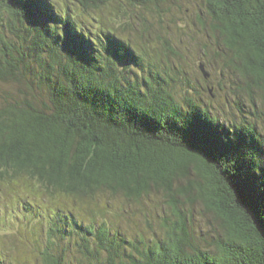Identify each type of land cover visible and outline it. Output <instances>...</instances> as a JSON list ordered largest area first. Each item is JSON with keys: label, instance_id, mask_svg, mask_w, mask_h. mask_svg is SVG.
<instances>
[{"label": "trees", "instance_id": "obj_1", "mask_svg": "<svg viewBox=\"0 0 264 264\" xmlns=\"http://www.w3.org/2000/svg\"><path fill=\"white\" fill-rule=\"evenodd\" d=\"M166 1L0 0V83L24 85L0 98V181L46 197L49 204L21 205L26 215L53 212L45 241L36 240L23 264H65L62 248L71 241L62 230L84 236V257L99 264H264L263 135L250 121H221L192 96L179 101L177 66L128 30L152 28L137 12L158 6L160 13ZM203 1L232 68L264 106V2ZM164 53L182 57L169 46ZM199 69L209 78L204 63ZM152 189L171 209L166 236L132 245L138 257L130 253L129 262L105 223L86 227L94 244L71 213L56 209L104 192L139 199ZM196 202L220 223L205 248L190 231Z\"/></svg>", "mask_w": 264, "mask_h": 264}, {"label": "rangeland", "instance_id": "obj_2", "mask_svg": "<svg viewBox=\"0 0 264 264\" xmlns=\"http://www.w3.org/2000/svg\"><path fill=\"white\" fill-rule=\"evenodd\" d=\"M157 8L158 6L155 11L152 10L154 8H144V12H137L138 23H142L144 17L153 24L152 28L143 31L144 27L139 24L135 29L128 30L137 38L144 37L142 43L139 40L138 44L143 45V42L148 44L145 47L150 48V53H154L152 45L157 46L162 53L154 55H159L164 63L170 64L171 61L172 65L177 66L176 94L179 101L183 102L182 96H192L197 103L208 107L221 121L234 120L239 124L250 121L264 137V106L261 92L257 89L250 92L245 88L247 84L232 68L233 53L223 43L219 33L213 30L204 1L167 0L160 5V13L157 12ZM167 46L181 53L182 57H174L170 53L169 60L164 53ZM200 63L205 64L206 70L210 73L209 78H205L199 69ZM22 89L24 85L0 83V98L15 97ZM38 93L41 98L47 100L45 91ZM40 192H36L38 196H30L27 190H22L18 182L11 184L0 181V264H23L22 261L27 257V252L33 250L36 240L45 241L46 229L49 227L46 221L53 214L52 210H47L48 217L36 210L33 218L26 215L21 207L27 201L45 200L48 203ZM165 199L161 192L155 189L139 199L130 200L122 195L112 196L111 193L104 192L99 194L95 201L86 200L79 204L74 201L56 203V209L58 212L62 210L66 214L71 213L78 223L76 229L84 228L85 237L94 241V244L95 237L86 230V227L88 225L99 227L105 223L111 233L117 235L124 243V249L120 253L129 262L130 259L127 257L130 253L138 257L132 245L140 244L143 247L165 238L166 228L163 221L171 215V209ZM187 213L193 242L200 248L207 247L219 234V221L200 202H196L193 209ZM62 231L63 239L70 238L71 241L62 248L65 264H77L79 259L84 261V264L88 261L89 264L94 260L97 263L101 261L92 257L87 261L84 257L82 246L78 242L84 236L75 235L76 230ZM74 239L76 243L73 242ZM95 253H100L102 258L108 255L104 250L97 252L96 248ZM101 264H108L107 260Z\"/></svg>", "mask_w": 264, "mask_h": 264}, {"label": "water", "instance_id": "obj_3", "mask_svg": "<svg viewBox=\"0 0 264 264\" xmlns=\"http://www.w3.org/2000/svg\"><path fill=\"white\" fill-rule=\"evenodd\" d=\"M202 68L204 69V67L202 66ZM205 76L207 77L208 76V73L205 74Z\"/></svg>", "mask_w": 264, "mask_h": 264}, {"label": "snow or ice", "instance_id": "obj_4", "mask_svg": "<svg viewBox=\"0 0 264 264\" xmlns=\"http://www.w3.org/2000/svg\"><path fill=\"white\" fill-rule=\"evenodd\" d=\"M221 2H223V0H221ZM262 2H264V0H262Z\"/></svg>", "mask_w": 264, "mask_h": 264}]
</instances>
